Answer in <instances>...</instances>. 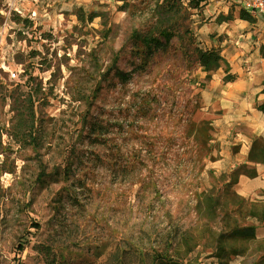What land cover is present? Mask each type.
I'll return each mask as SVG.
<instances>
[{"label":"rangeland","instance_id":"rangeland-1","mask_svg":"<svg viewBox=\"0 0 264 264\" xmlns=\"http://www.w3.org/2000/svg\"><path fill=\"white\" fill-rule=\"evenodd\" d=\"M25 4L0 0V264H264L195 117V0Z\"/></svg>","mask_w":264,"mask_h":264},{"label":"crops","instance_id":"crops-1","mask_svg":"<svg viewBox=\"0 0 264 264\" xmlns=\"http://www.w3.org/2000/svg\"><path fill=\"white\" fill-rule=\"evenodd\" d=\"M240 9L234 0H205L192 14L198 46L217 49L227 62L226 71L217 68L198 89L201 105L195 117L209 122L210 140L217 145L209 167L220 173L239 167L236 196L262 207L259 215L248 217L252 240L264 242V112L259 109L264 101V18L242 19Z\"/></svg>","mask_w":264,"mask_h":264},{"label":"trees","instance_id":"trees-1","mask_svg":"<svg viewBox=\"0 0 264 264\" xmlns=\"http://www.w3.org/2000/svg\"><path fill=\"white\" fill-rule=\"evenodd\" d=\"M179 1V0H178ZM191 1V0H189ZM205 0H195V4H194V8L199 9L201 7V5L204 3ZM230 15H228L229 18ZM239 17L248 21H252L253 20V16L246 11L245 9L241 8L239 11ZM159 36H162V40L159 39V37L157 36H147V37H138L137 40L140 41L141 46H143V50L141 51V58L142 59H146L152 52L154 49L160 48L164 45H168L170 42V39L172 37V33L167 31V30H161ZM194 52H195V58H196V62L197 64L202 68L203 71H205V76H204V81L209 80L211 73L216 70L219 67L224 68V70H227V62L224 59L223 56L220 55L219 51L217 49H202L201 47H199L198 45H196V47L194 48ZM120 78V76H118ZM230 76L229 75H225V79H228ZM205 83V82H204ZM204 83L201 84V86L204 85ZM262 92L264 93V81H263V89ZM259 109L262 110L264 112V101L259 105ZM204 124L208 125V129H210V125L209 122L207 121H201ZM257 145V150L261 151V144H259V142L256 143ZM239 167L238 170L234 169L232 171V176L235 179V175L237 172H240ZM250 176H252L254 174V172L252 171H248L247 172ZM234 183V181H233ZM243 200V199H242ZM243 231H248V232H243L244 233V237L248 238V239H253V226L252 225H244L243 229H241ZM222 248L220 249L219 253H216V256L218 257L219 261L216 264H227V261L224 260L223 258H225L226 256H223V251H221ZM222 253V254H221ZM231 253L226 252L225 255H230ZM155 256L153 258V260L159 258L160 261H162V263L159 264H164V262H167L168 264L171 263V261H166V256L164 255H159ZM170 258V257H168ZM174 262V261H173ZM153 264H155L153 262Z\"/></svg>","mask_w":264,"mask_h":264},{"label":"built area","instance_id":"built-area-1","mask_svg":"<svg viewBox=\"0 0 264 264\" xmlns=\"http://www.w3.org/2000/svg\"><path fill=\"white\" fill-rule=\"evenodd\" d=\"M235 4H239L240 8L245 9L251 15H259L264 18V0H234ZM15 2H13L14 4ZM12 9L16 11L19 15L24 16V11L21 5L15 4L12 6ZM31 17L32 15H27ZM6 25V23H5ZM11 76H15V73H12Z\"/></svg>","mask_w":264,"mask_h":264}]
</instances>
